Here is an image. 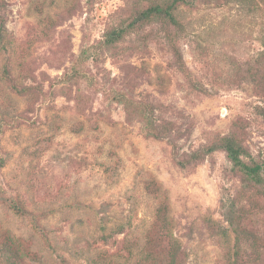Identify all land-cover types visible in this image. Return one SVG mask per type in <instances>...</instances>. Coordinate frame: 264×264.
Masks as SVG:
<instances>
[{"label": "rangeland", "instance_id": "obj_1", "mask_svg": "<svg viewBox=\"0 0 264 264\" xmlns=\"http://www.w3.org/2000/svg\"><path fill=\"white\" fill-rule=\"evenodd\" d=\"M6 2L15 51L0 46V264H14L7 242L25 256L17 264H94L113 253L124 262L128 246L129 264H168L160 210L186 264H264V188L248 185L224 151L193 159L236 131L246 162L264 166V0L183 5L179 27L146 24L117 59L107 53L114 86L141 102L132 119L101 94L78 109L76 88L54 79L155 0ZM10 59L30 95L14 93ZM151 111L173 124L168 140L144 134L138 114Z\"/></svg>", "mask_w": 264, "mask_h": 264}, {"label": "trees", "instance_id": "obj_2", "mask_svg": "<svg viewBox=\"0 0 264 264\" xmlns=\"http://www.w3.org/2000/svg\"><path fill=\"white\" fill-rule=\"evenodd\" d=\"M245 1L252 2L253 7L256 6V0ZM197 2H199V0H155L154 3L140 11L139 14L128 24L123 23L118 27L111 28L104 34L102 40L94 44L86 45L73 60L69 69L66 70L62 76L54 79L56 86L62 85L76 88L77 95L75 96V100L78 105L77 108H84L86 103H89V97L93 94H101L108 102L114 101L117 104L122 105L125 109L127 118L132 119L136 115L135 110L141 108V102L135 101L132 95H129V93L114 86L113 82H115V80H111L110 76H108L107 69L103 65L107 53H111L110 56L117 59L119 57V48L122 44L127 42L126 38L132 34H141L146 24L158 22L167 28L171 26L179 27L180 24L177 20V12L179 8L183 5L194 6ZM6 7V0H0V46L6 50H11L13 53L15 51V41L6 27ZM46 26L47 29L50 28L48 25ZM151 39V34L141 37V43L145 49L144 51H146L148 46L147 43ZM173 47V54L176 59L175 63L183 68V56L176 46ZM137 49L139 50V48H131L128 52L126 50L124 53H129L132 50L136 51ZM19 73L17 67H14L11 63V59L8 60L5 75L11 82L14 93L18 96L30 95L33 89L20 84L21 79H24V77H22L21 73L19 75ZM37 90L40 91V89ZM262 115L264 116V114ZM138 117L143 124L144 134L148 138L155 140H168V138H171L175 132L173 124L158 120L155 117L154 111L141 112L138 114ZM219 150L226 153V157L231 163L232 168L238 170L245 176V181L248 185H253L256 188H264V166L263 164H258L252 160L246 162V158L249 157V154L243 146L241 136L236 131H233L229 136L223 137L219 144L209 146L200 152H196L193 159H200L202 156L210 155ZM181 165L185 166L182 162ZM234 205H236V203L233 204L232 207H234ZM14 209L19 214L28 213L19 204H14ZM227 212V221L231 226L235 225L237 223L236 209L228 208ZM157 223L159 224L160 229L166 233V236H168V264H186V260L188 259L186 249L178 239L174 238L169 227L170 224H168L167 228L168 217L166 212H163L162 210L158 211ZM240 230L242 229L240 228ZM43 237L49 241V235L43 234ZM11 242L14 243L13 240H11ZM13 246L14 244L7 242L5 244L6 253L9 254V252H11V261L14 264H17L22 261L25 256L18 250H15ZM125 250L128 255L123 257L125 258L124 262L123 260L122 262L119 260L121 259V256L116 257L113 253L110 256H101L99 262H97V259H94V264H129L130 260L133 259V250H131L129 246L126 247ZM27 255L31 256L29 253H27Z\"/></svg>", "mask_w": 264, "mask_h": 264}]
</instances>
